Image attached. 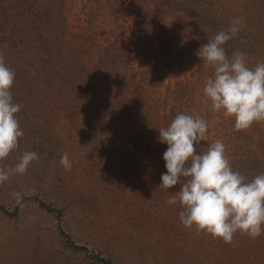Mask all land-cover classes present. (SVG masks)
I'll use <instances>...</instances> for the list:
<instances>
[{"label":"rangeland","instance_id":"374dc122","mask_svg":"<svg viewBox=\"0 0 264 264\" xmlns=\"http://www.w3.org/2000/svg\"><path fill=\"white\" fill-rule=\"evenodd\" d=\"M24 1L0 0V24L6 21L0 31V53L16 74L11 92L13 101L22 105L17 119L24 131L19 148L0 167L15 164L25 151L38 153L39 159L25 174L0 184V264H106L97 254L110 264H264V234L253 240L237 233L225 244L194 227L185 228L179 220V204L166 203L179 185L169 191L158 187L166 172L167 149L158 142V129L167 127L179 113L209 124L196 154L221 139L233 170L249 180L264 173V123L237 131L233 118L212 110L203 88L213 69L198 57L199 48L179 49L167 66L162 60L161 34L151 17L137 26L134 21L139 18L134 15L115 20L100 12L93 24L108 25L106 36L127 37L118 44L117 57L110 34L103 49H98L90 43L78 44V37L67 33L59 40L60 49H74L77 59L72 56V62L82 75L76 74L70 85L57 83L56 78L68 70L66 65L54 68L56 74L51 64L39 72V58L34 56L37 45L29 42L39 44L48 32L28 31L27 53L10 40L14 22L23 26L27 21L37 25L40 19L57 22L47 0L29 4L32 10L21 14L18 10L24 8ZM157 2L142 0L144 6L154 7L156 17L179 28L185 40L188 26H198L203 44L235 18H242L239 32L224 45L226 54L243 52L249 67L264 61V0H198L195 6H187L192 17L173 12L172 1L166 6L159 0L161 8ZM85 5L94 13L99 10L85 0H66L61 22L70 30L91 27L84 19ZM48 12L53 16L47 19ZM32 35L34 40L29 39ZM176 59H181L182 68L175 66ZM51 73L54 79L45 85L47 78L42 76ZM64 152L72 161L70 171L60 164ZM13 192L22 194L21 204L11 196ZM37 198L60 212L49 211ZM67 235L87 249L74 248Z\"/></svg>","mask_w":264,"mask_h":264},{"label":"clouds","instance_id":"9594fccd","mask_svg":"<svg viewBox=\"0 0 264 264\" xmlns=\"http://www.w3.org/2000/svg\"><path fill=\"white\" fill-rule=\"evenodd\" d=\"M242 18L208 39L198 50V57L213 69L203 92L212 110L234 119V129L245 131L254 123H264V61L248 66L243 52L226 54L224 45L237 35ZM15 71L7 66L0 53V162L19 148L24 136L17 114L22 105L13 101L11 89ZM208 122L200 117L179 113L167 127L158 129V142L166 144L163 154L166 172L161 174L159 188L170 193L166 203L179 204V220L188 229L211 235L230 244L237 233L255 240L264 234V173L248 179L233 170L226 146L221 139L196 154V146L205 141ZM34 151L23 152L15 164L0 167V184L14 175H23L33 161ZM60 164L70 171L72 161L64 152ZM17 204L23 196L11 193ZM22 206V205H21Z\"/></svg>","mask_w":264,"mask_h":264},{"label":"trees","instance_id":"16d2710c","mask_svg":"<svg viewBox=\"0 0 264 264\" xmlns=\"http://www.w3.org/2000/svg\"><path fill=\"white\" fill-rule=\"evenodd\" d=\"M51 1L53 2V4L51 3ZM45 3H50L52 5H48L47 9H49V7H51L50 9H52L53 11H55L57 13V15L55 17H57V22L56 23H52L51 21H45V20H39L37 25H34L33 23H29L27 21V23L29 24V26H23L22 24L20 25L17 22H14L11 25V42L15 45V47L20 50L21 52H29V48L26 44V42H24V37L26 36V33L29 32H39V31H43V32H48L49 36H47L45 39H43L42 41L35 44L36 41H29L34 42L33 46L32 44H30V47H36L37 45V50L35 51L34 56H36V58H39V62H41L42 64L40 65V63L38 61H36V67L38 69L39 72L43 73L44 67L47 65H50L51 70L55 73L54 68L58 69L63 66L66 65L67 67V71H65L66 73L64 75L58 76V79L56 78L57 83H67L68 85L72 84L73 81L75 83L76 80V74L77 75H82V71L77 68L76 66H74L72 60V56L74 57V61L75 59H77V53L75 54L74 49L69 48L70 51H65V50H61L60 46L61 43L59 42V40H62L64 38H66L67 33L70 34L72 36V38L74 39L75 36L78 37V42L77 40H75L78 44L83 43L87 44L90 43V46H95L98 49H103L102 47L106 44L104 41L109 38V34H110V38L111 40V44L113 45V55L115 57H117L118 53H119V43L124 42L125 37L124 34H122L121 36H119L118 34H116V36L112 37V34L109 33L107 36L105 35L106 33H108L110 31V27L105 26L102 24V22H98L97 24H93L94 22V18H97L98 14L100 12H107L109 16H111L112 19H121V20H127L129 16L134 15L137 18H139L138 20L135 19L134 24L139 26L141 24L142 20H147V18H152L154 21V26L156 27V32H160L161 36H160V41L164 44V48L163 49V53H162V60H164L165 64L167 66H169L171 63L174 62V55H178L180 53L179 49H188L191 48L192 50H196L198 48H200L202 46L203 43H201L202 38L198 35L197 33L199 32V27L198 26H188L189 27V35L186 36V40L184 37H180V31L179 28H171L170 27V22L167 21L166 19H160V15L156 17V10H154V7H148V6H144L142 3V0H85L86 4H90L95 6L96 8H98L99 10L96 11V13H94V10L91 8V6L89 5H85V14L86 17L84 18L85 20H87L89 23L91 24V27H83L85 29V31H79V30H70V28H68V26H66V23L61 22V20L63 19L62 17V13L61 10L64 9V5L66 3V0H51ZM157 5H159V0H157ZM172 1L173 4H175L174 6L170 7V9H173V12H177L179 13V16H183L184 13L185 15H189L190 17L193 16V13H190L187 11V6H195L198 2V0H160V2L163 5L167 6V2ZM193 1V2H192ZM24 8L22 7V10H18L19 12L22 13H26V10H32L31 5L29 4H38V0H27L24 2ZM29 5V6H28ZM148 7V8H147ZM163 6H158V8H161ZM49 9V10H50ZM48 10V11H49ZM47 11V10H46ZM38 12V11H37ZM41 12V14H43L44 12ZM133 13V14H132ZM103 14L101 13L99 15V17H101ZM36 12L33 14V18L35 21L36 18ZM53 16V13L48 12L46 18H51ZM163 18V17H162ZM99 23L101 25V28H98ZM5 24L6 21H4L3 23L0 24V31L5 28ZM122 24H120L121 26ZM212 27V26H209ZM215 27V26H214ZM99 29V30H98ZM76 33V34H75ZM119 33V32H118ZM41 34H39L40 37ZM83 37V39H82ZM106 37V39H105ZM56 38V43H54L53 39ZM30 40H34L33 39V35L30 36L29 38ZM82 39V40H81ZM127 39V37H126ZM204 39V38H203ZM23 44H26V47H22L20 49V46H23ZM81 46V45H80ZM106 47V46H105ZM104 47V48H105ZM166 47V48H165ZM178 49V50H177ZM64 51V52H61ZM176 51H179L176 52ZM181 59H183V57H180ZM29 59V64H30V68L32 69V60L30 61ZM181 59H176L175 62H178L175 66H177V68H180L181 63H183L181 61ZM76 64V62H75ZM180 64V65H179ZM55 66V67H54ZM174 66V67H175ZM49 68V66H48ZM49 68V70H50ZM182 68V67H181ZM71 71H70V70ZM30 71V70H29ZM31 72V71H30ZM51 72V71H48ZM52 74V73H51ZM56 74V73H55ZM42 75H40L41 77ZM42 77H46V79L43 81V83H45V85H50L49 80L54 79L53 74L49 75H43ZM74 78V80H73ZM257 153H255L256 155ZM255 161V156L253 157V159L251 160V162L253 163ZM260 163V162H259ZM235 166V165H234ZM38 199V198H37ZM41 203V205L45 208H47L49 211H59L57 208L51 206L50 204H47L45 201L38 199ZM68 236V241L69 243L76 249H87V246L82 245V244H77L71 237ZM97 257L103 261L106 264H110V260L107 258H104L103 256H100L99 254H97Z\"/></svg>","mask_w":264,"mask_h":264}]
</instances>
